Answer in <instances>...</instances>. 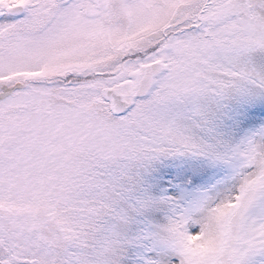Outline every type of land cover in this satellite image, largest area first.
<instances>
[{"label": "snow or ice", "instance_id": "snow-or-ice-1", "mask_svg": "<svg viewBox=\"0 0 264 264\" xmlns=\"http://www.w3.org/2000/svg\"><path fill=\"white\" fill-rule=\"evenodd\" d=\"M0 264H264V0H0Z\"/></svg>", "mask_w": 264, "mask_h": 264}]
</instances>
